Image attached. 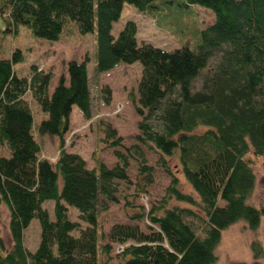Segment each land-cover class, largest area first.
I'll use <instances>...</instances> for the list:
<instances>
[{"label":"trees","instance_id":"1","mask_svg":"<svg viewBox=\"0 0 264 264\" xmlns=\"http://www.w3.org/2000/svg\"><path fill=\"white\" fill-rule=\"evenodd\" d=\"M157 1L0 0V17L6 19L7 30L26 25L37 37L59 41L74 21L81 33L96 32V73L122 62L143 65L136 105L142 116L135 136L139 143L126 148V153L115 150L118 162L113 167L100 162L90 169L80 153L65 148L73 109L78 107L85 119L93 116L89 56L70 60L69 80L61 75L50 93L55 72L34 64L29 76H19L14 64L22 58L21 50L5 57L0 41V146L10 150L9 156L0 154V207L5 204L10 211L13 240L7 250L0 239V264H109L113 243L123 246L119 253L124 264H215L223 230L240 220L252 230L260 227L264 205L249 202L257 177L246 156L251 149L264 156V0H180L184 7L200 5L214 14L213 22L200 30L196 50L139 44L133 20L114 37L112 28L125 3L163 16L161 10H169L170 5L162 8ZM161 1L174 5L176 0ZM217 51H222L220 61L204 77L201 89L194 91V79ZM102 90L110 104L111 88ZM29 94L48 115L39 123ZM157 111L161 129L148 121ZM202 126L208 129L199 131ZM35 130L58 137L55 161L43 155ZM103 132V141L110 147L123 146V136L111 123L103 125ZM141 144L161 154L159 163L172 181L158 204L129 214L131 219L145 218L147 231L139 225L116 223L99 249V210L119 202L116 180L130 181V157L136 155L142 162L138 190L154 181L153 166L145 163ZM174 155L198 198L180 188L166 158ZM171 199L197 210L170 207ZM48 200L54 201L55 220L44 206ZM71 207L78 209L86 226L72 219ZM33 219L41 228L34 251L25 241ZM250 247L255 259L264 256L260 240H253Z\"/></svg>","mask_w":264,"mask_h":264},{"label":"rangeland","instance_id":"2","mask_svg":"<svg viewBox=\"0 0 264 264\" xmlns=\"http://www.w3.org/2000/svg\"><path fill=\"white\" fill-rule=\"evenodd\" d=\"M159 5H170V9L165 11L163 16L160 13L150 11L141 12L134 5L125 3L122 14L112 28V34L117 37L129 20L137 23V40L139 44L151 43L166 50H174L183 46H189L196 50L201 43L200 30L206 28L213 22L214 14L208 8L196 5L195 8H187L181 5L180 0H176L174 5L171 2ZM166 15V18L164 16ZM7 23L4 17H0V41L2 42L3 55L11 58L13 53L21 50V59L14 64V69L19 76L30 75L31 67L39 64L46 70H53L50 93L54 90L61 75L67 74V63L72 60H83L89 56L88 69L91 78V89L93 95V116L85 119L78 114L79 108L75 107L71 115V126L66 134L65 148L80 153L87 161L90 169L97 168L100 162L109 167H113L118 158L115 150L126 153V148L135 143H139L135 136L138 134V124L142 120L136 109L138 105V82L142 75L143 65L140 61L134 63H120L117 67L104 73H96L97 64V36L96 32L83 34L79 31L77 23L71 21L62 33L59 41H50L37 37L26 25H19L15 30L10 26L7 30ZM222 51H217L208 62V66L193 81L194 91L201 89L204 77L211 68H215L220 61ZM69 77H67V81ZM109 86L112 90V101L107 104L103 97V87ZM33 110L35 122L39 123L48 115L41 110L39 105L33 100L31 94L28 95ZM81 112V111H80ZM157 111L148 120L155 129H161L162 123ZM145 114L148 110L145 109ZM111 123L123 136L122 147H110L109 143L103 141V125ZM208 128L200 127L199 131ZM36 139L42 144L43 155L52 161L57 159L59 150V139L57 136L40 134L34 131ZM53 138V139H52ZM145 163L153 166L154 181L138 190L137 184L142 183L143 176L140 172L141 158L136 155L130 157L128 173L130 181L116 180L118 186V203H110L106 210H99L98 229L100 232V243L108 242V232L116 223L139 225L143 230H148L149 222L144 218L141 220L131 219L129 214L141 212L143 206L146 210L158 204L166 195V189L172 181V176L167 168L159 163L161 154L153 149L142 145ZM0 154L9 156L10 150L7 146H0ZM170 169L180 180V188L185 193H191L198 198L197 193L186 180L177 155L166 157ZM253 167L257 182L250 203L256 206L264 205V156H259L251 149L246 156ZM224 202L220 200V204ZM44 206L50 212V218L55 220L54 201L48 200ZM168 206H191L186 202L171 199ZM142 207V208H143ZM70 213L73 220L80 221L82 226L87 224L79 219L78 209L71 207ZM10 211L5 204L0 207V239L7 250L13 246V240L9 228ZM198 227V223L195 222ZM199 229V228H198ZM40 223L38 219H33L26 230L25 241L27 247L34 251L40 240ZM78 234V230L74 232ZM258 239L264 245V217L260 227L252 230L247 226L246 221L240 220L223 230L222 239L216 247L217 261L215 264H264V256L255 259L250 244ZM120 244L113 243L110 252L112 259L109 264H124L122 253H119ZM101 264V262H100Z\"/></svg>","mask_w":264,"mask_h":264},{"label":"crops","instance_id":"3","mask_svg":"<svg viewBox=\"0 0 264 264\" xmlns=\"http://www.w3.org/2000/svg\"><path fill=\"white\" fill-rule=\"evenodd\" d=\"M66 73H67V74H64V75L67 77V76H68V72H66ZM73 112H74V109H73ZM73 112H72V114H73ZM72 114H71V115H72ZM78 114L81 115V116L84 118L82 112L78 111ZM52 139H53V138H52ZM74 152H75V151H74Z\"/></svg>","mask_w":264,"mask_h":264},{"label":"built area","instance_id":"4","mask_svg":"<svg viewBox=\"0 0 264 264\" xmlns=\"http://www.w3.org/2000/svg\"><path fill=\"white\" fill-rule=\"evenodd\" d=\"M1 15V14H0ZM121 247H123V246H120V249H119V251H121Z\"/></svg>","mask_w":264,"mask_h":264}]
</instances>
